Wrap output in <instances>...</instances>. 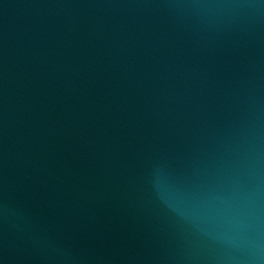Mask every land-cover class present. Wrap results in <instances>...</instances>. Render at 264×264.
Instances as JSON below:
<instances>
[{
  "label": "water",
  "instance_id": "obj_1",
  "mask_svg": "<svg viewBox=\"0 0 264 264\" xmlns=\"http://www.w3.org/2000/svg\"><path fill=\"white\" fill-rule=\"evenodd\" d=\"M0 264H264V0H0Z\"/></svg>",
  "mask_w": 264,
  "mask_h": 264
}]
</instances>
